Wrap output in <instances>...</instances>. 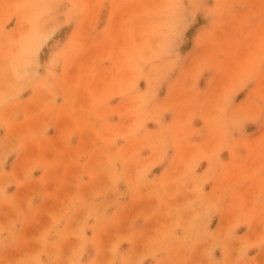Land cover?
Instances as JSON below:
<instances>
[{
    "label": "rangeland",
    "instance_id": "rangeland-1",
    "mask_svg": "<svg viewBox=\"0 0 264 264\" xmlns=\"http://www.w3.org/2000/svg\"><path fill=\"white\" fill-rule=\"evenodd\" d=\"M0 264H264V0H0Z\"/></svg>",
    "mask_w": 264,
    "mask_h": 264
}]
</instances>
